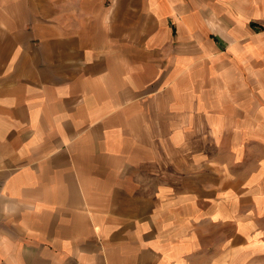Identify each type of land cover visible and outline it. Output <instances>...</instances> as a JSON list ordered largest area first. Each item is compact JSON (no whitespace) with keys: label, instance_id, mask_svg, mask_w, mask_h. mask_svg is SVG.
<instances>
[{"label":"crops","instance_id":"0c3cea01","mask_svg":"<svg viewBox=\"0 0 264 264\" xmlns=\"http://www.w3.org/2000/svg\"><path fill=\"white\" fill-rule=\"evenodd\" d=\"M0 264H264V0H0Z\"/></svg>","mask_w":264,"mask_h":264}]
</instances>
